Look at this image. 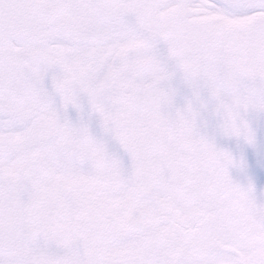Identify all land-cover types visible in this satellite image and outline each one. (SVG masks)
<instances>
[{"label": "snow or ice", "instance_id": "snow-or-ice-1", "mask_svg": "<svg viewBox=\"0 0 264 264\" xmlns=\"http://www.w3.org/2000/svg\"><path fill=\"white\" fill-rule=\"evenodd\" d=\"M262 117L264 0H0V264H264Z\"/></svg>", "mask_w": 264, "mask_h": 264}, {"label": "flooded vegetation", "instance_id": "flooded-vegetation-1", "mask_svg": "<svg viewBox=\"0 0 264 264\" xmlns=\"http://www.w3.org/2000/svg\"><path fill=\"white\" fill-rule=\"evenodd\" d=\"M179 95H186L185 92H179L178 96H177V102L178 103H183L184 97H179ZM257 133V138L258 140L264 144V138L261 136V134L256 130ZM223 146L225 147H230L232 149H235V142H229L227 144H224ZM234 155H236L237 157H239L240 152L239 151H234L233 153ZM243 154L247 163V168L249 166L252 165V163L254 161H256V156L254 155L253 149L249 148V147H244L243 149ZM264 156H262L263 158ZM246 168V169H247ZM246 169L244 171H240V170H232L231 174L233 179L236 182H240L241 180L245 179V173H246ZM249 180H251V182L254 185V197L257 201V203H264V170H262L261 172H255L253 174H251L246 182H244L243 184H241L242 186H247Z\"/></svg>", "mask_w": 264, "mask_h": 264}, {"label": "rangeland", "instance_id": "rangeland-1", "mask_svg": "<svg viewBox=\"0 0 264 264\" xmlns=\"http://www.w3.org/2000/svg\"><path fill=\"white\" fill-rule=\"evenodd\" d=\"M178 89H180V85H175ZM183 92V91H182ZM186 95L189 93L185 92ZM179 97H185V95H179ZM254 128L261 134V136L264 138V117L260 118L256 123H254ZM224 144H221L223 146Z\"/></svg>", "mask_w": 264, "mask_h": 264}, {"label": "water", "instance_id": "water-1", "mask_svg": "<svg viewBox=\"0 0 264 264\" xmlns=\"http://www.w3.org/2000/svg\"><path fill=\"white\" fill-rule=\"evenodd\" d=\"M263 159H264V158H263ZM263 168H264V167H260V166H258L257 163L255 162V163L251 166V168L248 169L247 174H250V173H252V172H254V171H260V170H262Z\"/></svg>", "mask_w": 264, "mask_h": 264}]
</instances>
